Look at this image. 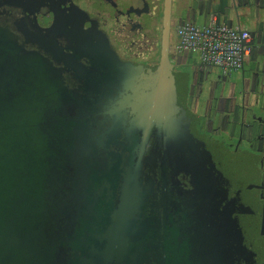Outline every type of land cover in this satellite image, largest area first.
I'll use <instances>...</instances> for the list:
<instances>
[{"label":"flooded vegetation","instance_id":"obj_1","mask_svg":"<svg viewBox=\"0 0 264 264\" xmlns=\"http://www.w3.org/2000/svg\"><path fill=\"white\" fill-rule=\"evenodd\" d=\"M171 2L172 36L190 13L186 0ZM165 3L0 0V43L37 53L61 76L75 134L68 185L81 194L71 200L89 206L80 218L87 220L73 227L109 242L103 235L119 218L118 240L128 247L115 264H163L174 232L191 244L197 264H264V63L246 60L238 79H216L183 62L171 43L193 136L168 150L153 143L137 203L125 205L133 182L120 168L133 114L122 105L118 61L159 62ZM72 252L74 260L86 259L85 250Z\"/></svg>","mask_w":264,"mask_h":264},{"label":"water","instance_id":"obj_2","mask_svg":"<svg viewBox=\"0 0 264 264\" xmlns=\"http://www.w3.org/2000/svg\"><path fill=\"white\" fill-rule=\"evenodd\" d=\"M231 1L210 0L208 6H220L238 16L241 11L252 15L249 4ZM187 9L196 11L192 6ZM258 17L263 29L251 34L254 44L261 41L260 47L264 45V9ZM171 30L172 2L166 0L159 62L140 67L118 61L121 73L117 76L125 94L122 105L133 114L126 132L128 154L120 168L123 171L125 166L124 174L133 182L125 202L128 206L137 203L153 143L168 150L193 136L171 60ZM65 105L61 76L47 59L0 43V264H96L97 259L100 264H115L127 256L126 240H118L119 218L103 235L109 242L97 240L88 227H73L76 221L87 220L80 218L89 206L80 198L71 200L73 194H81L68 185L73 179L75 134ZM63 219L68 221L65 226L60 223ZM88 235L93 239L85 242ZM179 236L174 232L173 241L164 243L163 264H197L196 251ZM76 248L85 250L84 261L74 260Z\"/></svg>","mask_w":264,"mask_h":264},{"label":"built area","instance_id":"obj_3","mask_svg":"<svg viewBox=\"0 0 264 264\" xmlns=\"http://www.w3.org/2000/svg\"><path fill=\"white\" fill-rule=\"evenodd\" d=\"M176 33V53L198 51L204 64L218 67L223 75L238 71L251 54V32L221 23L217 18L208 25L184 22L178 25Z\"/></svg>","mask_w":264,"mask_h":264},{"label":"crops","instance_id":"obj_4","mask_svg":"<svg viewBox=\"0 0 264 264\" xmlns=\"http://www.w3.org/2000/svg\"><path fill=\"white\" fill-rule=\"evenodd\" d=\"M209 1L210 0H186L188 7L192 6L196 8V11L189 14L187 21H191L199 25H208L213 22L214 18H217L221 23H226L233 27L240 26L243 29L249 30L251 33L254 31L261 32L263 29V23L261 19H259L258 14L263 12L264 0H240L241 5L243 6L245 4H249L248 9L252 11V15H247V13L245 14L241 11L240 16L233 11L231 13H225L220 6L209 7ZM229 3L233 4L231 0ZM259 44H261V41L258 40L254 44L252 40L255 55H249L247 60L264 63V45L259 47ZM194 52L195 51L182 53L181 60L183 62L192 63L194 60Z\"/></svg>","mask_w":264,"mask_h":264},{"label":"rangeland","instance_id":"obj_5","mask_svg":"<svg viewBox=\"0 0 264 264\" xmlns=\"http://www.w3.org/2000/svg\"><path fill=\"white\" fill-rule=\"evenodd\" d=\"M177 24V23H176ZM178 39V36H177V33H176V28L173 30L172 32V36H171V43L172 45H175L176 41ZM174 47V46H173ZM192 63H196L197 65L199 66H202L204 68H206L208 70V72L212 75V77L216 78V79H220L222 77V73H221V70L218 68V67H215V66H209V65H204L201 58H200V54L198 51H195L194 52V60ZM182 66L186 69L187 67L186 66H189V65H183ZM240 76V73L239 72H234L232 77L229 79H238ZM228 80V81H229Z\"/></svg>","mask_w":264,"mask_h":264},{"label":"trees","instance_id":"obj_6","mask_svg":"<svg viewBox=\"0 0 264 264\" xmlns=\"http://www.w3.org/2000/svg\"><path fill=\"white\" fill-rule=\"evenodd\" d=\"M182 55V54H181ZM186 86H188V82L185 83Z\"/></svg>","mask_w":264,"mask_h":264}]
</instances>
